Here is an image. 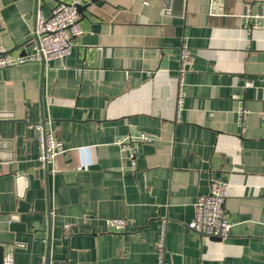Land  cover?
<instances>
[{
  "label": "crops",
  "instance_id": "0c3cea01",
  "mask_svg": "<svg viewBox=\"0 0 264 264\" xmlns=\"http://www.w3.org/2000/svg\"><path fill=\"white\" fill-rule=\"evenodd\" d=\"M76 1L70 56L0 71L4 259L158 264L164 234V264H262L264 0H0V45L25 43L38 10ZM37 125L68 150L48 168ZM212 182L228 186L220 241L188 228ZM114 218L127 229L108 228Z\"/></svg>",
  "mask_w": 264,
  "mask_h": 264
},
{
  "label": "built area",
  "instance_id": "2783aa9c",
  "mask_svg": "<svg viewBox=\"0 0 264 264\" xmlns=\"http://www.w3.org/2000/svg\"><path fill=\"white\" fill-rule=\"evenodd\" d=\"M81 1L72 4H58L49 17L43 12L36 13L35 29L32 40L29 43V51L21 56L14 57L8 53V49L0 45V71L29 63H43L54 60H62L71 55L73 43L83 34L80 27L79 6ZM246 18H250L249 15ZM191 63L190 52L185 45L180 50L179 76L182 77ZM246 86H250L247 84ZM248 112L242 107L237 111V119L243 130ZM261 123L264 127V112L261 114ZM34 128L38 132L39 164L42 168L54 165L58 157L68 152L62 141L56 138L53 131L45 125H37ZM135 141L142 144H150L153 139L145 134L139 135ZM133 157V154H131ZM86 171L87 168H79ZM55 174L56 171L54 170ZM228 186L220 182H212L209 193L199 197L194 205V218L188 224L189 230L194 233L224 240L228 238L232 224L224 215L223 206L227 198ZM106 226L116 231L126 230L128 223L124 219H106ZM158 264L163 263L164 234L157 243ZM4 264H14L13 254L10 253L4 259ZM264 264V262L262 263Z\"/></svg>",
  "mask_w": 264,
  "mask_h": 264
},
{
  "label": "water",
  "instance_id": "95a60500",
  "mask_svg": "<svg viewBox=\"0 0 264 264\" xmlns=\"http://www.w3.org/2000/svg\"><path fill=\"white\" fill-rule=\"evenodd\" d=\"M163 3L165 4V6L167 8H169L170 5H173V4H176V3H181L182 2L184 3V0H162ZM83 11V7L79 6V13H81ZM32 40V38H29L25 43L21 44V45H16L14 47V49H12L11 51H9L8 53L9 54H13L14 52L20 50V49H24V48H27V50H29V43L30 41ZM45 62H43L44 64ZM210 239H213L215 241H220L221 239L219 238H212L210 237ZM4 257H3V250L0 249V264H4V261H3ZM46 264H49V259H47L46 261Z\"/></svg>",
  "mask_w": 264,
  "mask_h": 264
}]
</instances>
